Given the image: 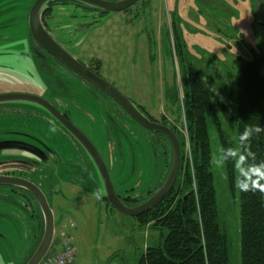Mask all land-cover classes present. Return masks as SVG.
Returning a JSON list of instances; mask_svg holds the SVG:
<instances>
[{"label":"rangeland","instance_id":"obj_1","mask_svg":"<svg viewBox=\"0 0 264 264\" xmlns=\"http://www.w3.org/2000/svg\"><path fill=\"white\" fill-rule=\"evenodd\" d=\"M36 1L0 0V96L29 95L50 103L95 146L117 192L147 196L160 177L161 153L150 147L132 121L124 122L127 139L120 142L108 125L109 112L90 94L92 88L85 92L86 84L63 77L44 56L34 54L28 18ZM46 22L50 37L76 60L98 71L154 119L160 121L165 116L178 128L182 122L165 93L180 78L181 51L189 62L202 68L217 90L225 85L232 88L234 80L229 75L251 60L254 52H264V0H141L127 13L98 19L77 6L60 5L54 6ZM18 105L41 116H0V174L37 172L44 159L24 151L23 144L44 153L46 162L60 163L53 170L55 192L61 191V195L51 207L56 232L60 218L68 217L75 224L74 229L69 228L76 249L74 264H136L159 240V232L140 228L135 219L109 208L101 176L83 149L42 111ZM235 157L238 176L231 190L222 158L214 150L223 231L229 238L231 264H241L240 177L248 175V169L236 143ZM2 192L10 198L8 190ZM2 207L10 218L0 220L7 230L0 243V264H8L5 261L11 258L16 264L29 246L30 236L28 239V232L13 221L12 210L5 213L11 206L4 202L0 212Z\"/></svg>","mask_w":264,"mask_h":264},{"label":"trees","instance_id":"obj_2","mask_svg":"<svg viewBox=\"0 0 264 264\" xmlns=\"http://www.w3.org/2000/svg\"><path fill=\"white\" fill-rule=\"evenodd\" d=\"M180 63V78L167 89L165 99L176 109L182 125L170 124L165 116L160 120L180 143V171L172 191L149 212L133 218L140 228L159 232V240L136 264H231L229 238L218 205L214 150L222 158L233 190L238 176L235 143L248 169V175L240 177L241 264H264V52H254L251 60L229 75L235 91L227 85L215 89L184 51ZM138 109L157 122L144 108ZM255 127L262 131L243 137L246 129ZM157 136L166 143L164 160L170 171L172 148L164 136ZM37 228L35 246L19 264H27L38 249L44 223Z\"/></svg>","mask_w":264,"mask_h":264},{"label":"water","instance_id":"obj_3","mask_svg":"<svg viewBox=\"0 0 264 264\" xmlns=\"http://www.w3.org/2000/svg\"><path fill=\"white\" fill-rule=\"evenodd\" d=\"M51 1L55 0H37L32 7L29 19V28L31 34L37 44L47 51L50 55L56 58L68 69L79 75L84 80L90 82L92 85L112 97L123 110L142 128L150 130L155 133L162 134L167 138L172 147L173 163L170 175L163 185V187L145 204L135 208H129L120 200L115 192L113 183L110 178L108 169L100 156L99 152L91 141L74 125L66 120L53 106L46 101L29 95H2L0 96V105L7 104H28L31 106L40 107L49 113L62 124V126L76 139V141L85 149L89 157L93 160L104 185L106 192V200L108 204L115 209L118 213L127 217H137L153 209L160 201H162L173 189L178 174L180 171L182 151L177 136L173 131L166 126L155 124L151 122L145 115H143L139 109L125 96H123L113 85L109 84L104 79L96 76L90 72L85 66L66 53L47 33L45 26L43 25L42 15L43 8ZM73 2L80 3L90 8L103 11L105 13H120L140 0H123L117 2H109L103 0H71ZM0 186L4 187H17L27 191L31 194L39 203L44 218H45V230L40 246L36 253L30 259L28 264H41L44 258L47 256L53 244L55 235V220L54 214L51 210V206L46 196L41 190L33 183L24 179H17L11 177H0Z\"/></svg>","mask_w":264,"mask_h":264},{"label":"flooded vegetation","instance_id":"obj_4","mask_svg":"<svg viewBox=\"0 0 264 264\" xmlns=\"http://www.w3.org/2000/svg\"><path fill=\"white\" fill-rule=\"evenodd\" d=\"M106 1H109V2H117V1H123V0H106ZM140 2L141 1H139L138 3H140ZM60 5H74V6H77V7L81 8V9H83L87 13V16H90V17H92L94 19L103 18V17H105L106 15L109 14V13H105L103 11L96 10V9L90 8L88 6L82 5L80 3L73 2L71 0H55V1H51L48 4H46V6L43 8V15H42L43 25L45 26V28L47 30V33H48L49 30L47 28L48 27V24H47L46 20L49 19L50 13L52 12L54 6H60ZM130 9L131 8L125 10L124 12L127 13ZM124 12H122V13H124ZM30 13H31V11H30ZM29 19H30V14H29V18H28V27H29ZM29 44H30V48L34 51V54H38V55L40 54V55L44 56L49 62H51L56 68L59 69V71H60V73L62 74L63 77H66V78H69L70 77L72 80H77L78 81V84H79V82H83L84 84H86L89 88L84 85V91L85 92H89L90 91V88H92L91 89L92 92H90V94L94 96L96 102L101 107V109H103L104 112H106V113L109 112L108 113L109 114L108 116L110 118V122L108 123V125L116 133V135L118 136L120 142L121 141L124 142V140L127 139L126 133H125L126 130L123 128L124 122L125 121H132L138 128L141 129V130H139L141 132V134L143 136H146L148 138V141L151 144L150 147H153L154 150H155V152H160L161 153V155L163 157V166H162V170H161V173H160V177H159V180L156 183V185L151 190H149L147 192V196L136 198L134 196H131L129 191L125 192L126 195L123 196L119 192H117L116 189L114 188L115 191H116V194L118 195V197L120 198V200L127 207H129V208H135V207H138L140 205L145 204L149 199H151L163 187V185L167 181V179H168V177L170 175V172H171V169H170V171L167 170V168H166L167 167L166 166V162L164 160L165 159V152H166V150H165L164 147H165V144L166 143H165V141H163L162 138H159L157 136V135H162V134L155 133V132H152V131L147 130L145 128H142L140 125H138L123 110V108L112 97H110L109 95H107L106 93H104L103 91H101L100 89H98L97 87H95L94 85H92L90 82H88V81L84 80L83 78H81L79 75H77L76 73H74L73 71H71L70 69H68L61 62H59L56 58H54L52 55H50L47 51H45L43 48H41L37 44V42L35 41V39L33 38L32 34H31V31H30V28H29ZM60 47L66 53H68L62 46H60ZM70 56L73 57L72 55H70ZM78 62L81 63L80 61H78ZM81 64L83 66H85L90 72H92L96 76L102 78L101 75L99 74V72L96 71V70H94L91 66H86L83 63H81ZM67 76H69V77H67ZM93 92L94 93H97V94L95 95ZM89 98H92V97H89ZM99 103L104 108H102V106ZM48 104H50V103H48ZM9 105H3V104L0 105V116L1 115H6V116H21L23 114L24 115L27 114L29 117H33V118H36V119L37 118H40V116H41V113L33 112L30 109H28V108L24 109L25 111L22 110V109H20V108H18L17 106H20V105H17L16 107L15 106H9ZM25 105H28V104H25ZM34 107H36L37 109H39L40 111H42L44 114H46L48 117H50L51 119H53L54 121H56L58 123V125L60 126V129H62L63 132L67 136H70L71 138H73V136L71 135V133H69L62 126V124L60 122H58L52 116L51 113H49L48 111H46V110H44V109H42L40 107H37V106H34ZM55 109L61 114V112L57 108H55ZM113 111L115 113L114 115H112V112ZM142 114H144V113H142ZM62 116L66 120H68L64 115H62ZM149 120L151 122L155 123V124H159V125H163L164 126V124H162L159 120H157V122L156 121H153L151 119H149ZM73 139L83 149L82 150L83 153L90 159V161L92 162V164L95 166L93 160L89 157V155L87 154V152L85 151V149L76 141L75 138H73ZM138 140L139 139L136 137V141H138ZM22 146H23L24 151L30 152L33 155H39L40 158L44 159V160H42L43 161L42 164L39 165L40 168H38L37 172L34 175H28V174H25V173H21L19 171H16V172H5L3 174H0V177H11V178H17V179L27 180L28 182L35 184L41 190V192H43V194L46 196V198L49 199L51 195H52V198L53 199H54V197H59L61 195V191H59L58 193L55 192V189H56L55 178H56V176H55V171L53 170V168H58L59 167L58 165H60V163L57 164L55 162H51V164H50V162H48V161L46 162L47 157H46V155L44 153L38 151L37 149L32 148L31 146H27V145H24V144ZM170 147H171V144H170ZM43 149H46V151H47V147L46 146ZM77 171H80V169H78ZM168 171H169V173H168ZM56 173H57V171H56ZM110 176H111V174H110ZM46 184L48 185V190H46ZM4 188L6 190H8V192L10 193V198H7L6 195H4V193L2 192V190ZM4 202L5 203H8L11 206V208H8L7 210H5V213L9 214V211L12 210V214L11 215H13V216H11V218H13V221H15L18 225H21L23 227V229L24 228H27L28 225H29V227H32L34 225V222L35 223L37 222V224L39 222L40 225L42 223H44V215H43V212H42V209H41L39 203L27 191H25L23 189H20V188H17V187H4V186H0V205L3 206L4 205ZM3 209L4 208L2 207V211L0 212V220H3V218H5V217H6V219H9L10 216H7V215H4L3 214L4 213V210ZM6 234H7V230L4 229V225L1 224V222H0V243H1L2 240H4V238L7 237ZM27 256H28V254L23 258V260L20 263L24 262L27 259Z\"/></svg>","mask_w":264,"mask_h":264},{"label":"built area","instance_id":"obj_5","mask_svg":"<svg viewBox=\"0 0 264 264\" xmlns=\"http://www.w3.org/2000/svg\"><path fill=\"white\" fill-rule=\"evenodd\" d=\"M71 226H73L71 224ZM61 247L58 252L46 259L42 264H73L76 251L65 232H61Z\"/></svg>","mask_w":264,"mask_h":264},{"label":"crops","instance_id":"obj_6","mask_svg":"<svg viewBox=\"0 0 264 264\" xmlns=\"http://www.w3.org/2000/svg\"><path fill=\"white\" fill-rule=\"evenodd\" d=\"M60 185V184H59ZM48 189V185L46 184V190ZM60 197V196H59ZM56 199H59L58 197H54V199L52 198V196H50V198L48 199L50 202H51V205H52V203L56 200ZM62 222H63V218H60V220H58V225H59V227L61 226L60 224H62ZM60 223V224H59ZM38 224H39V222H38ZM37 224V222L35 223L34 222V225L32 226V227H29V225L27 226V228H24L23 230H24V232H25V234H26V232H28V239H29V236H30V244H29V246H27L26 247V249L23 251V253L21 254V256L19 257V262H17L18 264L23 260V258L27 255V254H29L32 250H33V248H34V246H35V243H36V241H37V239H38V235H39V233H40V229L39 228H37V226H39ZM31 228V229H30ZM23 236H25V235H23ZM1 243H2V241H1ZM20 247H24V246H20ZM15 262V260L13 259L12 260V258H11V260L10 261H5V263H8V264H15L14 263ZM16 263V264H17Z\"/></svg>","mask_w":264,"mask_h":264},{"label":"clouds","instance_id":"obj_7","mask_svg":"<svg viewBox=\"0 0 264 264\" xmlns=\"http://www.w3.org/2000/svg\"><path fill=\"white\" fill-rule=\"evenodd\" d=\"M211 92L213 93H216L217 95H219V92L218 91H213L212 87H210L209 89ZM262 129L260 127H255V128H249V129H246L243 133V137L244 138H247L248 136H250L252 133H259L261 132Z\"/></svg>","mask_w":264,"mask_h":264}]
</instances>
